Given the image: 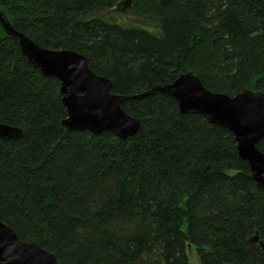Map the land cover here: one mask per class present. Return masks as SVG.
Wrapping results in <instances>:
<instances>
[{
	"label": "trees",
	"instance_id": "obj_1",
	"mask_svg": "<svg viewBox=\"0 0 264 264\" xmlns=\"http://www.w3.org/2000/svg\"><path fill=\"white\" fill-rule=\"evenodd\" d=\"M121 1L0 10L38 44L87 56L114 93L192 71L215 92L264 94V0H132L158 31L110 20ZM122 108L141 120L134 136L65 128L59 80L0 25V123L22 129L0 138V220L60 264H191L189 244L201 264H264V188L233 134L159 91Z\"/></svg>",
	"mask_w": 264,
	"mask_h": 264
},
{
	"label": "water",
	"instance_id": "obj_2",
	"mask_svg": "<svg viewBox=\"0 0 264 264\" xmlns=\"http://www.w3.org/2000/svg\"><path fill=\"white\" fill-rule=\"evenodd\" d=\"M132 0L121 1L131 6ZM0 25L10 36L19 39L20 47L29 61L45 76L60 82V92L67 117L62 121L72 131H90L101 135L111 131L120 138L134 136L141 120L122 108L124 102L163 92L174 97L184 114H199L213 124L227 128L237 142L239 155L249 162L252 177L264 188V152L257 147L264 139V94L246 89L234 96L207 89L192 71L185 72L173 82L154 85L135 95L112 91L111 79L97 74L84 54L69 49L44 47L17 30L8 16L0 10ZM22 129L0 123V138L21 137ZM256 235L253 241H258ZM260 245L264 248V243ZM192 245L189 244V250ZM0 264H60L55 255L36 242L21 240L17 233L0 220Z\"/></svg>",
	"mask_w": 264,
	"mask_h": 264
},
{
	"label": "rangeland",
	"instance_id": "obj_3",
	"mask_svg": "<svg viewBox=\"0 0 264 264\" xmlns=\"http://www.w3.org/2000/svg\"><path fill=\"white\" fill-rule=\"evenodd\" d=\"M104 13H101V15L103 14L104 16L105 15ZM109 19L116 22L125 23L127 25L145 26L148 29L154 31L159 30V26L156 22H153L150 18H144L138 14H135L132 11L131 6H127V5H122L120 8L113 10L111 15L109 16ZM188 256L191 264H201L196 248H192L191 250H188Z\"/></svg>",
	"mask_w": 264,
	"mask_h": 264
}]
</instances>
